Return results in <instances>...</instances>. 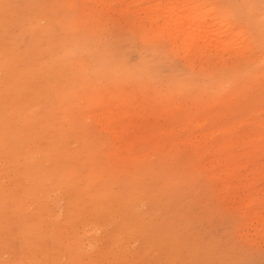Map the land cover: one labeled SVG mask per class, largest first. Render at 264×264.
<instances>
[{
  "label": "rangeland",
  "instance_id": "obj_1",
  "mask_svg": "<svg viewBox=\"0 0 264 264\" xmlns=\"http://www.w3.org/2000/svg\"><path fill=\"white\" fill-rule=\"evenodd\" d=\"M202 1L197 9L207 11L216 5L233 17L246 35L257 42L261 40L253 36V27L257 15L264 12V0ZM151 3L154 2L7 0L9 7L1 14L8 26L1 28L0 35L7 39L19 33L16 48L22 49L29 43L35 25L41 29L45 41L52 32L70 39L58 65L59 80L65 92L56 103L70 107L66 113H74L71 117L76 120L75 126L80 132L69 130L66 144L69 149L80 147L83 142L78 135L84 134L90 140L89 150L98 153L75 176L79 190L83 188V178L89 167L105 158L100 153L111 150V134L101 113L107 109L119 111L125 106L139 118L137 128L141 133L149 135L152 130L168 138L161 148L163 151L155 142L146 145L140 139L134 141V149L149 147L162 153L172 149L169 139L176 137L178 147L185 153L176 158L158 152L148 155L140 161L141 166L135 172L119 173L110 179V186L116 191L122 188L121 179H130V184L140 188L138 196L126 197L124 202L142 219L136 222L133 217L127 218L126 228L118 214L112 217L92 214L87 209L89 206L79 217L70 219L67 205L73 190L53 188L50 182L37 192L36 199L26 195L18 197L26 180L16 178L13 170L7 169L2 175L0 189L7 187V191L13 192L12 198L7 199L6 209L0 210V261L34 264L32 254L18 245L19 236L29 225V221L16 217L18 211L28 219L36 215L46 231H56V228L65 231L64 245L52 249L49 239L41 241L46 246V254L38 256L41 259L37 264H53L50 261L53 257L57 264H85L90 259L97 264H264V241L256 239L252 231L246 236L241 229L237 204L223 201L208 175L187 166L189 146L181 140L191 132L217 131L241 116L245 120L234 128L236 132L255 131L256 123L264 119V45L255 48L253 54V58L260 57V60L249 61L245 57L236 64L235 50L220 55L215 54L214 49L187 48L180 39L172 43L174 38L158 29L161 18L151 25V17L155 14L153 7L148 8ZM197 3L199 0L192 1L193 5ZM25 5L28 9L38 5L48 15L29 19L30 31L19 25L20 16L16 18L24 9L28 11ZM6 43L7 47L14 46L11 39ZM41 59L49 61V54ZM0 60H3L2 54ZM17 64L18 67L24 65L22 61ZM30 78L32 88L42 80L39 75ZM42 95L44 101L45 94ZM70 97H74L72 104L67 102ZM9 103L16 108L15 101ZM35 108L40 111L42 106ZM11 114L8 113L7 118L21 122ZM54 122L58 124L60 119ZM63 126L67 128L68 124ZM51 132L43 136L49 139ZM44 137L42 144L45 146ZM7 139L13 140L14 136H7ZM262 157L264 160V154ZM1 159L0 155L2 172ZM83 160L81 153L78 161ZM132 170L130 167L129 171ZM38 203L41 205L37 212ZM111 211L112 208L102 212ZM6 238L7 246L1 243ZM72 238L81 242L84 249L79 262H71L65 253V244Z\"/></svg>",
  "mask_w": 264,
  "mask_h": 264
},
{
  "label": "bare ground",
  "instance_id": "obj_2",
  "mask_svg": "<svg viewBox=\"0 0 264 264\" xmlns=\"http://www.w3.org/2000/svg\"><path fill=\"white\" fill-rule=\"evenodd\" d=\"M192 1L140 0V2H154L148 5V8L153 7L155 12L151 17V25L161 18L158 29L173 37L172 43H175L176 39H180L187 48L196 46L199 50L204 51L214 49L215 54L220 55L235 50L236 64L245 57L249 61L260 60V57L253 58V54L255 48L264 45V12L257 15V22L253 27V36L261 38L257 42L249 34L246 35L245 29L240 27L233 17L223 13L216 5L203 11L197 9L200 4H203L202 0H199L197 5H193ZM6 7H9L7 0H1L0 30L7 25L1 14V11ZM41 14L48 16L42 7L37 5L32 6L28 11L24 9V13L17 15L16 18L20 16L17 20L19 25L30 31L32 28L28 25L29 19L36 18ZM13 19L15 18L13 17ZM55 34L57 33L49 34L45 41L41 29L35 25L29 43L22 49L16 48L19 33H14L7 39L0 35V54L3 55V60H0V71L2 70L0 72L2 79H0V155L4 165L1 169L2 172L0 171V183L2 175L6 174L7 169H12L16 178L24 177L26 180V185L22 186L18 197L26 195L35 198L37 192L44 190L48 182L53 188L72 189L73 196L70 197L67 205V215L70 219L79 217L86 206H89L87 209L92 214H105L108 217L118 214L126 228L129 225L127 218L133 217L136 222L142 219L135 209L124 202L126 197L138 196L140 188H135L139 186L130 184V179H121L122 188L116 191L113 185L110 186V179L119 173L130 175V172H135L141 166L140 161L144 157L157 154L158 149L163 151L161 148L167 144L168 138L165 134L153 133L152 130L149 135L141 133L142 130L139 131L137 128L139 118L135 117V114L125 106L119 111H115L113 108L104 112L99 111L108 125L112 147L110 152H108L109 149H106L100 153L105 156L100 159V163H93L94 167H89L88 173L83 178V188L79 190L74 182L75 176L79 175L80 169L84 168L86 163L96 157L95 155L98 153L95 152V154L89 150L90 140L88 136H83L84 134L78 135L83 142L80 147L69 149L66 144L68 131L80 132V129L75 126L76 120L73 121L71 117L74 113H66L70 107L66 104L58 105L56 103L57 100L63 98L65 92V86L59 80L58 65L62 60L63 53L68 49L70 39L68 36L60 37ZM10 39L14 42L12 43L14 46L7 47L6 41ZM2 46L3 48H1ZM247 52H249L248 56H246ZM44 54H49V61L45 62V59L43 62L41 57ZM18 61H22L24 65L20 64L22 67H18ZM33 65H38V68L34 70L35 66ZM33 75L42 77L35 88L31 86L30 77ZM58 91L59 94L56 95ZM41 93L45 94L44 101ZM9 101H15V109ZM73 101L74 97H70L67 102L72 104ZM38 105L42 106L40 111L35 108ZM8 113L17 116L21 122L11 121V117L7 118ZM80 117L77 118V122ZM55 119H60V122L56 124ZM244 120V116H241L239 120L228 122L217 131H203L199 134L191 132L181 140L189 146L187 166L200 174L208 175L215 190H218L219 194L223 196V201L237 204L241 229L246 236L252 231L251 234L256 239L264 241V160L262 159L264 154V119H260L256 123L253 133H237L234 128ZM64 123L68 124L67 128L63 126ZM49 130L53 132L47 139L43 135ZM7 136H14V139L9 140ZM43 137L47 141L45 146L42 144ZM139 139L143 140L146 145L155 142L158 149L152 150L149 147L140 150L134 149V141ZM169 140L172 143V149L158 153L170 158L183 156L185 152L178 147L177 138L172 137ZM81 153L84 155L82 162L78 161V156ZM130 167L133 168L132 171H129ZM92 170L94 171L90 172ZM19 184L21 182H17V185ZM93 185L95 186L94 190H92ZM6 188L0 189V210L6 209L7 199L12 198L13 190L7 191ZM40 205V203L37 204V212L40 210ZM42 205L44 206V204ZM110 208H112L111 212H102L109 211ZM16 217L19 220L29 221L28 228L25 229L22 236H19L18 245L32 254L34 264H37L41 259L38 258L39 255L42 257L46 254V246H43L41 242L43 239L51 241L52 249L55 246L64 245L62 237L65 236V231L62 229L46 231L40 226L36 215L32 216V219H28L17 211ZM66 232L70 237L71 231ZM1 243L7 246V238L3 239ZM81 244L73 238L65 244L67 247L65 253L71 262H79L82 259L84 249ZM50 261L57 264V259L55 260L54 257ZM0 264L21 263L20 261L1 260ZM85 264H97V262L90 259Z\"/></svg>",
  "mask_w": 264,
  "mask_h": 264
}]
</instances>
